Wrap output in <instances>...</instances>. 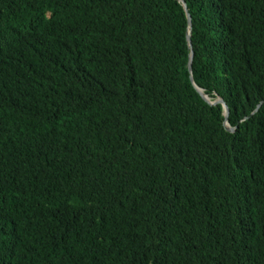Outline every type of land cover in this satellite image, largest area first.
<instances>
[{
	"label": "trees",
	"instance_id": "1",
	"mask_svg": "<svg viewBox=\"0 0 264 264\" xmlns=\"http://www.w3.org/2000/svg\"><path fill=\"white\" fill-rule=\"evenodd\" d=\"M185 1L234 132L177 0H0V264H264V0Z\"/></svg>",
	"mask_w": 264,
	"mask_h": 264
},
{
	"label": "water",
	"instance_id": "2",
	"mask_svg": "<svg viewBox=\"0 0 264 264\" xmlns=\"http://www.w3.org/2000/svg\"><path fill=\"white\" fill-rule=\"evenodd\" d=\"M178 2H180L183 7L185 8V11L187 13V18H188V23H189V29H188V33H187V36H188V41H189V49H190V58H189V72H190V78H191V81L196 89V91L199 93V95L205 100L207 101L209 104L211 105H216V104H221L222 107H223V110H224V116H225V120H224V127L227 131L229 132H234L236 130V127L234 126H231L230 123H229V117H230V108L228 106V104L226 103V101L222 98V96L218 95V94H215V96H209L204 90L203 88H201L200 86H198L195 81H194V78H193V75H192V71H193V61H194V50H193V46H192V42H191V30H192V18H191V15L189 13V9H188V6H187V3L185 0H177ZM262 105V102L259 103L256 107V109L246 117L247 118H250L251 116L254 115V113H256L260 107Z\"/></svg>",
	"mask_w": 264,
	"mask_h": 264
}]
</instances>
